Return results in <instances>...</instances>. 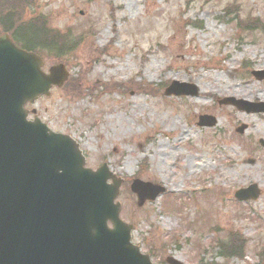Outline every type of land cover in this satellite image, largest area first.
<instances>
[{"label": "rangeland", "instance_id": "obj_1", "mask_svg": "<svg viewBox=\"0 0 264 264\" xmlns=\"http://www.w3.org/2000/svg\"><path fill=\"white\" fill-rule=\"evenodd\" d=\"M1 5L14 22L40 19L69 32L75 46L69 54H41L43 69L60 61L67 80L26 108L76 140L86 166L106 163L122 180L120 217L133 225L131 240L142 252L156 264H167V257L183 264H264V147L257 142L264 139V113L221 102L233 93L264 100V78L251 74L264 70V0ZM172 81L194 84L197 94L164 95ZM200 114L211 115L213 125H197ZM240 123L246 127L238 133ZM134 177L165 191L139 206L129 190ZM249 183L258 185L259 196L236 201L234 190ZM232 239L241 254H220Z\"/></svg>", "mask_w": 264, "mask_h": 264}, {"label": "water", "instance_id": "obj_2", "mask_svg": "<svg viewBox=\"0 0 264 264\" xmlns=\"http://www.w3.org/2000/svg\"><path fill=\"white\" fill-rule=\"evenodd\" d=\"M41 66L37 54L0 35V264H153L130 241L132 225L119 217L120 203L114 200L121 180L106 164L85 167L78 144L68 135L53 132L37 117L27 120L24 104L48 95L67 76L63 64L50 66L47 73ZM252 74L264 78V70ZM196 92L194 84L177 81L164 90L175 96ZM221 102L246 112L264 111V102ZM213 123L211 116L198 117L199 126ZM130 190L141 205L164 187L133 179ZM257 196L255 184L235 192L238 200ZM166 261L182 264L172 257Z\"/></svg>", "mask_w": 264, "mask_h": 264}, {"label": "trees", "instance_id": "obj_3", "mask_svg": "<svg viewBox=\"0 0 264 264\" xmlns=\"http://www.w3.org/2000/svg\"><path fill=\"white\" fill-rule=\"evenodd\" d=\"M0 7H2V5ZM5 13L12 14V12H10L9 10H5L3 14ZM3 14L0 13L1 24V16H3ZM13 22L14 21L12 19L11 23L8 25L12 26ZM14 23H17V29H19V32L22 33L21 36H14V38L16 42H18V44H20L26 49H44L48 52H52L54 55H56V57H64L69 54L74 47V44L70 42V37L68 36V34H59L56 32V39H53V33H51V31H48L46 29H40V35H36L31 30L32 28L30 30H27L20 20ZM246 27H249L248 24L246 25ZM245 29L247 30L248 28ZM236 242H238V239H232L231 244L233 243V246H231V249L220 251V254L226 257L240 255L242 248L240 249V247L236 245ZM236 246L239 247V249H237Z\"/></svg>", "mask_w": 264, "mask_h": 264}, {"label": "bare ground", "instance_id": "obj_4", "mask_svg": "<svg viewBox=\"0 0 264 264\" xmlns=\"http://www.w3.org/2000/svg\"><path fill=\"white\" fill-rule=\"evenodd\" d=\"M202 93H203V91H202ZM234 95H231V96H234V97H236V98H238V99H243V100H248V99H246V95H244V94H240V93H233ZM264 95V94H263ZM263 97V96H262ZM259 101H261V102H264V100H259ZM240 112V111H239ZM242 112V111H241ZM260 113H264V111H259ZM259 112H256V113H252V114H257V113H259ZM261 115V114H260ZM263 116H264V114H262Z\"/></svg>", "mask_w": 264, "mask_h": 264}]
</instances>
